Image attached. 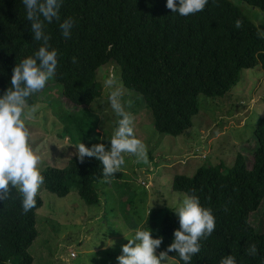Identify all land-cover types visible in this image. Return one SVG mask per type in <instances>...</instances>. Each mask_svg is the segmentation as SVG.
I'll return each mask as SVG.
<instances>
[{"label": "trees", "instance_id": "trees-1", "mask_svg": "<svg viewBox=\"0 0 264 264\" xmlns=\"http://www.w3.org/2000/svg\"><path fill=\"white\" fill-rule=\"evenodd\" d=\"M240 1L264 10V0ZM166 4L167 0H63L60 21H45L44 28L58 53L54 76L62 95L74 105L90 106L103 95L99 68L114 62L124 86L138 92L144 108L152 112L156 130L178 136L193 127L201 109L200 94L224 96L244 69L258 65L264 70V38L237 3L209 0L203 11L189 16L172 12ZM68 18L74 25L66 39L59 24ZM237 20L242 22L240 29L235 28ZM30 28L22 0H0V95L11 86L14 67L40 47ZM28 102L34 104L33 95ZM66 117L62 132H69L77 143L91 147L103 141L93 112ZM254 134L258 145L252 167L237 152L230 166L223 161L212 163L205 156L192 175L173 176L172 188L197 196L216 221L215 230L200 240L201 251L189 264H220L227 255L236 264H264V231L252 220L264 203V116ZM42 174L45 187L59 196L71 191L70 182L79 181L81 198L90 205L100 202L103 166L94 157L81 162L75 155L65 167L47 166ZM125 176L121 169L110 180ZM36 201L27 213L15 189L13 198L0 201V264L33 263L29 248L39 235L40 195ZM171 208H163V216L149 208L140 221L143 229H152L154 238L163 237L159 252L168 248L180 227L179 216ZM251 244L257 246L255 256L246 252ZM169 255L185 264L175 252Z\"/></svg>", "mask_w": 264, "mask_h": 264}, {"label": "rangeland", "instance_id": "rangeland-1", "mask_svg": "<svg viewBox=\"0 0 264 264\" xmlns=\"http://www.w3.org/2000/svg\"><path fill=\"white\" fill-rule=\"evenodd\" d=\"M232 1L264 33V10L240 0ZM97 75L103 85V95L88 107L74 105L65 98L55 76L41 92L33 95V105L39 108L35 119L29 122V129L32 146L43 158L42 171L47 166L65 167L75 156L74 145L79 143L69 132H62L67 125L66 116L70 114L88 110L98 116L101 143L110 150V139L120 117L108 100L111 89L104 86L109 75L116 77L123 90L122 103L134 118V129L137 138L146 145L149 163L138 164L134 157L125 154L122 170L126 176L110 183L101 180L98 204H87L81 198L79 181L70 182L71 191L65 196L49 191L43 184L38 193L43 200L37 210L39 235L29 248L34 257L32 264H118L122 245L127 243L121 230L131 237L135 229L141 227L140 221L147 217L145 210L158 209L157 214L163 216V208L167 210L172 206L174 209L182 203L187 194L172 188L176 173L192 175L203 163L204 156L210 157L212 163L223 161L230 166L237 152H241L248 167L254 163L258 145L254 129L264 116L261 66L244 69L239 82L224 96L200 94L201 109L193 118V127L178 136L156 130L152 112L144 108L138 92L124 86L114 62L101 66ZM106 138L108 141L104 140ZM252 220L264 231V203L252 214ZM156 252L159 255L160 252ZM176 261L171 257L170 264Z\"/></svg>", "mask_w": 264, "mask_h": 264}, {"label": "clouds", "instance_id": "clouds-1", "mask_svg": "<svg viewBox=\"0 0 264 264\" xmlns=\"http://www.w3.org/2000/svg\"><path fill=\"white\" fill-rule=\"evenodd\" d=\"M22 2L26 8V19L31 22L33 39L41 44L33 56L24 58L14 67L11 86L0 95V201L13 198L15 189L21 198L23 212L27 213L36 207V197L45 180L41 167L43 158L32 146L29 129V122L35 119L39 105H30L28 101L32 95L41 92L56 73L58 53L51 48L50 36L45 33L44 28L45 21H60L59 11L63 0ZM208 2L209 0H179L177 3V0H167L166 7L181 16H189L203 11ZM73 25L71 18L59 24L66 39L70 38ZM241 27L242 22L237 20L235 28ZM258 35L264 38V33ZM73 61L75 62V58ZM104 86L111 89L108 100L112 110L120 117L110 139V150L104 143L88 147L81 142L74 146L75 155L81 162L86 157H94L101 162L104 180L110 183V178L125 165V154L134 157L138 164L147 165L149 160L146 145L137 138L134 118L122 103L124 93L118 86L116 77L109 75ZM128 104L131 106V101ZM173 210L179 216L180 227L174 231V240L165 251L157 255L156 250L162 244L163 237L153 238L152 229L149 231L137 228L131 237L121 230L127 243L122 245L121 254L117 257L118 264H170L171 252L178 254L185 264H189L193 256L201 251L200 240L207 239L215 230V216L195 195H185L180 206ZM111 245L114 243L108 246ZM257 251L255 244L246 249L251 256H255ZM220 264H236V261L232 255H227Z\"/></svg>", "mask_w": 264, "mask_h": 264}]
</instances>
